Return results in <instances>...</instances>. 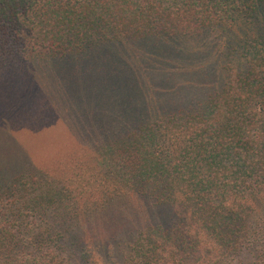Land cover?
Listing matches in <instances>:
<instances>
[{
	"label": "trees",
	"instance_id": "16d2710c",
	"mask_svg": "<svg viewBox=\"0 0 264 264\" xmlns=\"http://www.w3.org/2000/svg\"><path fill=\"white\" fill-rule=\"evenodd\" d=\"M17 60L122 126L74 120L66 179L0 153V264H264V0H0V71ZM141 60L164 98L79 80Z\"/></svg>",
	"mask_w": 264,
	"mask_h": 264
},
{
	"label": "rangeland",
	"instance_id": "374dc122",
	"mask_svg": "<svg viewBox=\"0 0 264 264\" xmlns=\"http://www.w3.org/2000/svg\"><path fill=\"white\" fill-rule=\"evenodd\" d=\"M161 65L160 62L130 61L120 69L111 70L112 75L100 76V73H95L88 78L82 75L84 79L79 78V80L82 81L85 89L101 93L99 94L101 99L106 97L107 92L115 89H113L115 79H120L124 85V90L120 94L122 98H119L121 100L132 98L138 87L143 88L144 92L141 94L144 97L151 99L155 95L164 98L163 88L157 90L161 82L157 74L160 73L155 72L156 69L161 68ZM34 69L27 60H17L0 71V141H2L0 153L3 151L4 154L12 157V152H15L17 148L20 153H28L35 165L58 163L60 166L58 177L66 179L70 176V171L65 165L78 152H82L80 149L83 147L79 142L82 140H78L79 136L76 137L73 127L76 123L73 121L79 122L78 125L82 124V134L90 133V137L94 135L93 131L103 133L111 129L114 133L118 131L119 126H122V122L114 119L116 115L113 112L114 109L111 110L114 107L110 102L111 106L104 105L101 108L102 111L98 113H95L94 109L93 112L83 110L85 107L79 102L80 97L84 95L76 88L72 90V85L68 87L65 96L61 92L51 93L48 87L47 91H44V87L42 89L38 85L32 74V71L36 70ZM133 74H138L136 88L133 87L134 80L130 79V75ZM65 79L70 81L68 78ZM66 85V82L63 83V86ZM150 85H153L155 89ZM88 101H92L91 97ZM88 101L86 107L89 104ZM95 109L98 110L100 107ZM5 137L12 139V145ZM148 216L152 222L163 221L170 217L166 212L150 211ZM135 223L137 222L132 225ZM127 228H131V225L127 224Z\"/></svg>",
	"mask_w": 264,
	"mask_h": 264
}]
</instances>
